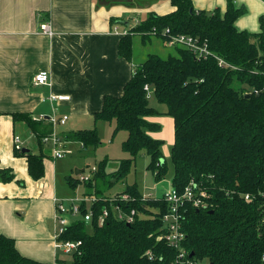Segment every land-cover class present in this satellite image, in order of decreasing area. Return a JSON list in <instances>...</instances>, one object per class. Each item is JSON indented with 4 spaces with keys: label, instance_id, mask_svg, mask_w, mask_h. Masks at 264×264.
<instances>
[{
    "label": "trees",
    "instance_id": "trees-1",
    "mask_svg": "<svg viewBox=\"0 0 264 264\" xmlns=\"http://www.w3.org/2000/svg\"><path fill=\"white\" fill-rule=\"evenodd\" d=\"M121 1L143 6L146 0ZM169 1L173 11H150L121 36L119 55L131 60L135 34L144 38L153 35L163 42L169 35H190L206 42L211 55L198 58L175 46L165 51V57L147 53L135 64L122 93L104 95L101 108L93 114L95 121L114 122L112 135L127 132L121 147L129 156L107 173L104 158L85 182L91 191L84 195L95 200L81 202V214L72 218L59 238L80 241L70 260H35L21 254L12 237L0 234V264H177V249L158 238L166 211L163 200L159 196L143 198L136 183L127 184L114 195L128 194L131 198L123 208L135 207L143 215L126 223L110 209L108 198L113 195L100 194L96 183L106 175L115 181L123 178L140 150L149 155L146 169L155 180L164 177L163 140L151 135L160 124L150 118L158 115H169L173 121L171 186L182 192L191 184L207 192L204 205L196 208L187 203L180 209L185 233L182 247L206 264H264V18L260 17L257 32L238 30L234 21L243 9L233 6L232 0L223 12L218 7L195 9L192 0ZM217 58L225 64H219ZM146 84L156 102L165 105L164 111L149 102ZM12 116L26 123L40 146L42 137L54 128L49 117ZM59 135L80 142L82 147L96 146L100 141L95 126ZM15 154L26 156L31 178L44 175L43 153L26 150ZM10 171L0 168V181L13 179ZM67 181L74 187L79 178L68 175ZM112 183L108 181L109 186ZM104 207L110 211L100 224ZM89 209L93 215L86 221L83 215Z\"/></svg>",
    "mask_w": 264,
    "mask_h": 264
},
{
    "label": "crops",
    "instance_id": "crops-1",
    "mask_svg": "<svg viewBox=\"0 0 264 264\" xmlns=\"http://www.w3.org/2000/svg\"><path fill=\"white\" fill-rule=\"evenodd\" d=\"M227 1L192 0V4L195 9L218 7L223 12ZM232 3L243 9L234 26L257 32L251 29L257 25L259 28V19L264 18V0ZM174 9L169 0H146L143 6H130L121 0H0V168H9L13 174L10 181H0V234L12 237L21 254L44 262L58 258L59 249L55 248L53 238V200L63 198L57 195L55 178H50L48 169L46 157L54 159L52 146L43 142L36 146L35 134L24 121L14 120L12 113H27L31 117L67 115L63 124H55L63 126L56 129L58 132L83 129L89 124L88 118L94 119L93 114L101 108L103 96L120 95L134 65L146 58L143 54L136 59L137 42L141 48L157 45L162 51L175 47L153 35L144 38L135 34L132 58L128 61L118 53L121 36L148 12L166 14ZM41 22L49 23L51 36L39 31ZM43 70L49 73V84L35 85L34 75ZM49 94H65L69 99L53 104L43 100ZM71 119L75 122L71 123ZM82 119L85 121L80 124ZM16 134L23 150L43 153L41 178H31L26 156L15 154ZM43 145H48L49 150H43Z\"/></svg>",
    "mask_w": 264,
    "mask_h": 264
},
{
    "label": "built area",
    "instance_id": "built-area-1",
    "mask_svg": "<svg viewBox=\"0 0 264 264\" xmlns=\"http://www.w3.org/2000/svg\"><path fill=\"white\" fill-rule=\"evenodd\" d=\"M168 28L165 29L167 31ZM39 31L43 34L51 36L53 30L51 29L49 23L41 22L39 25ZM167 46H180L190 50L196 57L205 58L208 55H211L210 50L207 47L206 42H200L197 39L186 34H175L169 35L164 41ZM219 64H225L221 58H217ZM33 83L35 85H47L49 84V73L47 71H39L33 77ZM144 88L147 90L149 96V86L146 84ZM69 96L65 94H49L43 100H47L50 103H55L59 101L68 100ZM44 116L32 117L34 120L42 119ZM53 125L57 123L63 124L67 119V115H62L61 117H56L52 115L49 117ZM42 142L44 144H50L52 146V155L54 159L61 158L64 156L63 147L66 145L67 141L64 140L57 132L53 131L42 137ZM13 148L16 152L23 151V144L19 135H14L13 137ZM90 172L83 174L82 171L78 174L80 181L86 182L95 174L97 168L92 166L89 168ZM151 197L150 195H144L143 198ZM207 197V192L205 189L200 188L196 185H187L182 192H178L174 187L170 186L160 198L163 200V203L166 205V211L162 214V228L158 236L159 239L164 240L170 246H173L177 249L178 253L176 255L177 264H206L204 261L197 260L188 255V252L182 247L181 243L185 237V233L181 229L182 224V212L180 209L187 203H190L192 207H200L204 205L205 198ZM248 196L246 195L245 198ZM130 196L126 193H121L119 195H113L108 198L111 202L110 209L112 210L113 215L119 219L123 220L126 223H131L134 221L136 216L143 215L141 212H138L135 207H130L125 210L122 204H127L126 202L130 200ZM67 199V198H66ZM57 199L54 201V222H55V231H54V245L55 248L61 249L65 253H71L76 250L80 241L72 240H60V236L64 233L66 227L71 223L72 218L77 217L81 214L80 204L83 201L92 203L95 200L93 196L83 195L81 197L74 196L69 199ZM68 201L65 203L64 201ZM109 211L106 207L102 208L101 214L99 215V223L101 224L109 215ZM92 210H88L84 215V219L89 221L92 217Z\"/></svg>",
    "mask_w": 264,
    "mask_h": 264
},
{
    "label": "rangeland",
    "instance_id": "rangeland-1",
    "mask_svg": "<svg viewBox=\"0 0 264 264\" xmlns=\"http://www.w3.org/2000/svg\"><path fill=\"white\" fill-rule=\"evenodd\" d=\"M135 52L137 54V60L142 58L143 54L146 55L145 53H157L162 57L166 56L164 54L165 51H162L161 48L157 45H151L147 48H141L138 42L135 44ZM148 97L149 102L155 105V107L165 108L164 104L156 102L151 93V90L149 91ZM154 117H158L154 119V121L160 124V129L158 131L153 132L151 135L153 137L160 138L163 140V143L161 145V151L166 160L167 165L164 177L159 180H155L152 171L146 169V166L149 162V155H147L144 150H140L136 156L134 164H132L129 171L123 178H119L117 181L114 180V183H112L110 186L108 185V181H111L114 178H110L108 177V175H106L104 179L103 177H100L97 180L96 183L100 189V194L107 196L114 195L116 193L121 192L127 184L131 183H136L142 194L150 195L152 197L157 196L163 190H167L170 188L173 172L172 163L170 159V149L173 142L172 118L169 115H165L164 117L158 115ZM79 121L80 124H82L85 119ZM88 121L89 124L84 126V128H91L94 126L96 127L100 140L98 145H88L87 147H82L81 143H78V141H75L74 143L69 142L62 148L65 154L61 158L52 159L49 156L46 157L49 161L48 169L50 170V178H55L54 181L57 187L56 192L59 198L69 199L68 197L70 196L81 197L84 195L85 191H91L90 187H88L85 182L80 181V179L74 187L69 185L67 181V176H76V169L82 170L83 174H87L90 172V167L98 166L99 162H101L104 158H107L106 163L103 166L104 172L107 173L115 170L117 168L118 162L121 159L127 158L129 156V154L126 151H123L121 147V142L123 139H125L127 135L126 131L120 130L114 135H112L114 122L110 123L108 121L103 120L95 121L94 119H92V117L88 118ZM69 122L70 120L66 123V126L69 125ZM73 122H75V120L71 119V123ZM55 126V132H58L57 130L63 127L62 125ZM33 140V143L37 146L38 143L35 136H33ZM42 147L43 150H49L48 145H43ZM49 182L51 183V180H49ZM66 200L64 201L65 203L68 202ZM56 252L58 254V258L65 259V261L67 262L71 258V253H64L61 249L56 250Z\"/></svg>",
    "mask_w": 264,
    "mask_h": 264
},
{
    "label": "water",
    "instance_id": "water-1",
    "mask_svg": "<svg viewBox=\"0 0 264 264\" xmlns=\"http://www.w3.org/2000/svg\"><path fill=\"white\" fill-rule=\"evenodd\" d=\"M247 95H249V94H246V96H247ZM23 151H26V149H24ZM80 171H81V170L76 169V170H75V174H78ZM113 181H114V179H112V182H113Z\"/></svg>",
    "mask_w": 264,
    "mask_h": 264
},
{
    "label": "clouds",
    "instance_id": "clouds-1",
    "mask_svg": "<svg viewBox=\"0 0 264 264\" xmlns=\"http://www.w3.org/2000/svg\"><path fill=\"white\" fill-rule=\"evenodd\" d=\"M258 30H259L258 25L251 29V31H258Z\"/></svg>",
    "mask_w": 264,
    "mask_h": 264
}]
</instances>
